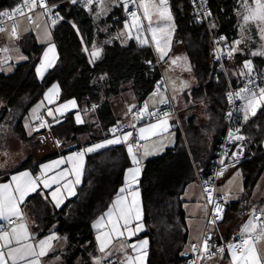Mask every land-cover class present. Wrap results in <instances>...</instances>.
<instances>
[{"label": "trees", "instance_id": "trees-1", "mask_svg": "<svg viewBox=\"0 0 264 264\" xmlns=\"http://www.w3.org/2000/svg\"><path fill=\"white\" fill-rule=\"evenodd\" d=\"M15 1L0 0V11L11 8ZM236 1L207 0L219 31L229 40L235 35ZM168 6L175 24L173 42L183 45L197 79V86L190 95L195 100H209L210 107L213 106L212 114L217 113L216 116L223 119L225 126L226 100L223 92L227 85L224 75L217 70L212 59L208 34L197 21L190 0H168ZM56 8L60 16L55 19V24L52 23L50 30L58 51L54 66L42 79H37L35 65L42 45L32 43L30 46L27 42L24 44L25 40L21 38L18 43L27 54L26 60L15 64L9 73L0 72V130L6 125L14 134H23V117L41 98L45 88L57 81L61 86L60 99L74 97L81 111L89 110L97 103L92 111L96 118L93 122L75 125L72 113L65 117L69 122L65 138L78 142V132L88 131L86 140H95L117 124L110 96L129 89L139 100H143L161 79V72L154 65L156 57L150 44H140L134 39L125 44L114 39L104 42L100 58L90 62L87 52L95 41L99 26L89 12L76 9L70 1L60 2ZM116 9L117 13H110L100 22L111 23L114 29L120 30L126 12L123 6ZM249 58H252L253 73L263 69L264 57L237 52L227 64L228 75L233 82H236L233 70ZM263 114L264 108L246 125H242L244 132L258 141V147L264 132V123H261ZM183 124L187 143L177 132L172 147L146 158L142 164L138 186L143 205L144 234L149 238L147 264H183L180 255L186 242L187 229L181 193L188 182L196 180L197 173L207 174L218 138L223 132L209 143L202 135L204 127H198L194 117L183 120ZM257 152L251 158L257 157ZM129 164L124 144L109 145L86 155L76 194L62 206L54 207L39 191L29 195L23 208L38 230L37 235L45 234L55 225L57 231L66 234L71 245L72 263L75 264V259L80 255L86 257L84 251L92 243L91 223L110 205ZM256 177L255 174L248 177L246 186H251ZM87 240L88 245L82 246ZM82 264L88 263L84 261Z\"/></svg>", "mask_w": 264, "mask_h": 264}, {"label": "crops", "instance_id": "crops-1", "mask_svg": "<svg viewBox=\"0 0 264 264\" xmlns=\"http://www.w3.org/2000/svg\"><path fill=\"white\" fill-rule=\"evenodd\" d=\"M122 6L123 4L121 0H104L102 6L99 2H94L92 5H90L88 12L97 23V26H99L98 30L96 31L95 41L93 44H91V48L87 52L90 61L92 60L90 53L93 50V47L95 46L96 48L101 49L102 53L103 43L108 40L114 39L122 44H125L129 40L135 39V36L137 35H140L141 39H144L143 35L141 36L140 33H136L135 31L132 32V38H128L124 26L126 22L130 21L123 20V27L119 30V32H117L110 23H101L99 21L103 16L107 17L110 13H117L118 11L116 8ZM46 14L47 13L43 11L36 12L32 17V22H30L28 18L25 17L17 19L15 21V23L17 24V38H11L10 34L12 25L8 24L4 26L6 31L0 32V72L9 73L13 70L15 64L26 60L27 54L22 50L21 46L18 43V40L22 38L25 40L24 44H26L25 42H27V44H29L30 46L32 43L42 45L39 59L35 65V75L39 80L43 78L37 73L36 69L40 66L43 54L47 50L48 46L50 44H55V42L52 41L50 31L52 20L49 18L48 14ZM98 18L101 19L97 21ZM116 34L119 36H116ZM174 46H176V48L173 51H168L167 55L164 57L165 62L167 60V63L169 65L168 68L171 69L170 72L168 74H164L162 67H160L161 78L163 82L161 81V85H157L156 82V86L154 87L152 92L149 93L143 100H139L135 96L133 91L129 89L124 90L117 95L110 96L114 116L117 118V124L125 123L132 126L135 125L133 130H135L138 135V130L141 127H146L149 124L156 123L157 120L151 121L149 123H140V121L137 120L133 115V109L138 107L144 108L145 104H147V107L159 105L161 104L159 101L162 98L168 99L169 97L180 109L182 123L181 131L174 127L172 123L173 118L168 117L170 125L169 131L161 136H155L149 138L148 140H142V145L144 147L136 149L138 157L141 158V172L143 161L146 158L157 155L163 152L166 148L172 147L175 144L178 135L177 132L181 133V136L187 143L184 134L185 128L183 120L189 117H194L196 125L198 127H204L202 135L204 136L203 138L205 139V141H208L209 143L212 142L213 138L219 135L224 128L223 119H220L218 116H216L217 113L212 114L211 111L213 110V106L210 107L211 102L209 100H195L190 95L191 90L195 86H197V79L193 73L192 66L189 62L183 45L180 42H176ZM5 48L8 50L4 51ZM152 50L155 54L153 48ZM56 56L58 57L57 47ZM22 57L26 58L22 59ZM177 57H179L180 59L177 60ZM173 60H176L175 64L173 63ZM181 64H183L185 67H180ZM253 71L251 72V74H253ZM241 73L245 74L241 75ZM251 74H247V70L244 69L243 63L241 66H237V68L233 70V76L236 81ZM53 86L59 87V96L54 100V102L50 103L45 99V96L49 92V90L53 88ZM60 94L61 86L57 81H53L45 88L41 98L29 108L27 114L22 119L21 125L23 134H14L6 125L2 128V130H0V184L11 183L12 176L19 175L23 172H29L33 177L36 173H38V176H40L43 165L52 164L55 161L66 159L73 153L80 152L87 147H91L95 144L103 143L108 139L114 138V135L106 137L101 133L102 135L98 139L87 141L86 139L89 135L88 131L78 132V142H76V140L71 142V140L65 138V133L67 132L66 130L69 128V122L65 120V117L69 113H72V120L75 125L93 122L96 120V118L92 114V111L96 106L93 107V104L91 108H89V110L85 109L84 111H81L74 97L60 99ZM72 100H75L76 107H70L63 113V115L55 113V109L57 107ZM245 105L246 100L241 99V112L239 121L243 126L246 125L248 121L253 117L251 113H249V119L247 121L244 120ZM49 109L53 110V112L55 113V119H53L52 116L48 115ZM260 110L261 109H259L257 113ZM77 115L81 117L83 123H77ZM37 116L41 117V119H36ZM41 120L46 121L50 125V127H40ZM261 123H264V114L262 116ZM35 129L39 130L37 131ZM126 133L129 132L121 133L116 136H122ZM14 139L18 145L16 147H13L14 144H11L14 142ZM130 142L131 138L129 139L128 143ZM121 144L125 145L127 151L128 144ZM258 148L259 150L257 152V157L251 158L243 165H240L239 167L229 171L218 182L217 193L224 196L227 205L225 220L219 227L222 235L225 237L231 236L234 231L241 232L243 225L252 218L254 210L259 212L260 210H264V132L260 137ZM11 149L12 151H10ZM145 149L152 154L145 157L143 155ZM128 157L130 160V164L124 170L122 183L119 185L118 190L113 196L110 205L91 223L90 229L92 232V243L90 244L91 246L88 247L89 249L84 251V253L87 255L86 257L82 255L78 256L74 261L75 264H82L84 261L88 264H95L96 259H100L101 264H124L126 255H136V253L133 252L131 248H126L125 250L121 251L120 241L114 242L107 249V252H110L111 255L101 253L99 251V243L96 237L99 232L102 231V229H97L94 227L99 218L108 211L109 207H111L117 195L120 194L119 189L125 186L128 169L135 167L129 154ZM10 159L11 161H9ZM69 167L70 165L67 163L61 164L58 168H54L52 171L48 172L47 175L54 176ZM260 168L261 170H259ZM252 174H255L257 177L253 181L251 186L247 187V179L248 177H251ZM68 179H74V177L70 176L68 177ZM63 183L64 182L61 181L60 185L53 184L50 188H44L41 184L36 191L42 193V195L47 197L51 205L56 207L55 202L52 200L51 193L55 191L57 187H61ZM78 185L75 186V192ZM137 187L139 188L138 185ZM32 193L34 192H31L29 195H31ZM29 195L25 197V200ZM64 196L65 199L60 206H62L68 199L73 197L69 196L67 192H64ZM181 199L185 214V225L187 229V237L184 244L185 249L188 247L190 241L198 240L200 238L204 229L205 205L197 180H192L185 185L181 193ZM140 200L142 205L141 192ZM23 203L20 204V209L23 214V220L21 221L15 217L13 218H15L16 224L25 223L27 225L28 231L31 236V239L28 241V243L36 246L39 244V241L45 240L49 236L55 235L59 237L58 239L51 242L52 248L48 251L47 255L40 258L41 264H73L70 259L72 248L67 240L66 234H61L56 230V226L53 225L45 234L40 236L37 235L38 230L35 229L32 221L25 212ZM261 219L264 220V217H262ZM142 223L144 224V220H142ZM0 225H3L6 228L10 227L9 225H6L5 220H0ZM144 230L131 239L126 240V244L135 243L143 239H147L149 241L148 236L144 234ZM88 243L89 240L81 245H88ZM257 247L261 252V255H264V239H262L257 244ZM37 250L39 249L37 248ZM148 250L149 245L147 248V252ZM203 264H231V254L227 248L223 253H220L216 257L205 260Z\"/></svg>", "mask_w": 264, "mask_h": 264}, {"label": "snow or ice", "instance_id": "snow-or-ice-1", "mask_svg": "<svg viewBox=\"0 0 264 264\" xmlns=\"http://www.w3.org/2000/svg\"><path fill=\"white\" fill-rule=\"evenodd\" d=\"M70 2L76 4L78 0H70ZM84 2L86 6L92 5L94 2H99L102 6L104 0H84ZM132 2L135 3V0H132ZM242 5L244 7V24H255L260 33L261 40H264V0H242ZM123 6L126 10L128 9V0H123ZM37 7L50 11L46 0H23L22 7L15 8L11 13H0V16L7 17L14 21L11 28V38H17L16 19L18 17L27 16L28 20L32 22L33 18L29 13L34 12ZM138 7L143 10V17L141 18V16L135 11L129 12L130 22H126L124 26L126 34L128 38H132L133 31L141 33L145 27L143 21H147V30L151 32L152 40L156 44L157 52L160 54V58L163 59L167 55L168 50H170L171 36L175 29L172 13L168 6V0H140ZM24 9H27V12H25ZM205 15L210 16L211 12H206ZM154 18L157 24H159L160 21L166 23L163 27H153ZM56 22L55 19L52 21L53 24ZM73 27H75V25H73ZM213 27H215V25H213ZM5 31L6 29L0 26V32ZM135 38L140 44L148 43V40L141 39L140 35H137ZM220 39L223 40L224 37H221ZM162 42L164 45L163 47H161ZM241 42V40H236L234 42L235 47L229 48L227 51L229 59H231L237 52L242 51L239 47ZM7 50L8 49L6 48L4 49V51ZM85 51H87V49H85ZM100 55L101 49L94 46L90 53L92 58L90 62L99 59ZM251 55L264 56V46H262L261 50L252 52ZM24 58L26 57H22V59ZM56 59V46L55 44H50L43 54L40 66L36 69L37 73L43 77L44 73L54 66ZM176 59L178 60L180 58L177 57ZM173 63L175 64L176 60H173ZM243 67L247 70V74H251L253 71L252 61H245ZM244 74L245 73H241V75ZM235 95L238 98L246 100L244 108L245 121L249 119V113H251L252 116H255L259 109L264 108V87H260L258 90L244 87L239 92L235 93ZM58 96L59 87L53 86V88H51L46 94L45 99L52 103L58 98ZM231 99L232 94L229 93V100L231 101ZM159 102L168 103V100L162 98ZM70 107H76L75 100L60 105L55 109V113L63 115V113ZM55 113L51 109L48 110V115L52 116L53 119L56 118ZM143 113L156 116L157 121L146 127H141L138 130L140 140H148L151 137L161 136L169 131L170 125L168 117L170 113L165 112L163 113V116H158L155 112L148 113L147 104L144 106ZM229 115H231V113H229ZM139 118L140 116H137V119ZM36 119H41V117L37 116ZM76 120L77 123H83L79 115L76 116ZM40 127H50V125L46 121L41 120ZM133 127L135 126L133 125ZM35 130L38 131L39 129ZM118 130V128L110 130L114 135L113 139H108L103 143L87 147L80 152L73 153L66 159L55 161L52 164L43 165L40 176L33 177L31 173L23 172L19 175L12 176L11 183L0 184V220L7 221L10 226L6 228L3 225H0V264H41L40 258L46 256L48 251L52 248L51 242L59 238L55 235L49 236L47 239L39 241V244L36 246L28 243L31 236L27 225L25 223L16 224L12 219L15 217L21 221L23 220L20 204L24 202L25 197L31 192H35L41 184L44 188H50L53 184L60 185L61 181H63L64 183L62 186L57 187L56 190L51 193L55 206L57 208L60 207L65 199L64 192H67L69 196H74L76 194L75 186L81 183L85 155L106 148L109 145L121 143L128 144L127 151L135 167L128 169L125 186L119 189L120 194L117 195L111 207H109L108 211L101 216L94 225L95 228L102 229L96 239L99 243V251L101 253L111 255L110 252H107V249L114 242L120 241L121 251L126 248H131L132 251L136 253L135 256L126 255L124 264H146L149 241L143 239L135 243L126 244V240L131 239L144 230L140 191L137 187L141 173V158L138 157L136 151V149L143 148L144 146L138 143L136 145L128 143L129 139L132 137L131 132L122 136H116L115 133ZM234 138L236 140L244 139V137L239 135H236ZM151 154L152 153L146 149L143 153L145 157ZM65 163L69 164L70 167L54 176L47 175L48 172ZM221 163H223V161H221ZM220 174L222 175L223 173L221 172ZM70 176H73L74 179H68ZM205 192L208 193V203L212 204L213 198L211 192L207 188L205 189ZM222 211L223 209L221 205L215 204V213L217 214L216 219H222ZM262 217H264V210H260L259 214L254 210L252 218L243 225L239 243L228 245V251L231 254V264H264V255H261V252L257 247V244L264 239V220L261 219ZM212 223H215V219ZM202 247L204 253L209 257L213 255V253L210 252L208 239L203 241ZM37 248L39 250H37ZM195 250L196 246L194 245L193 251ZM218 251L223 253L224 249L220 248ZM95 264H101L100 259H96Z\"/></svg>", "mask_w": 264, "mask_h": 264}, {"label": "built area", "instance_id": "built-area-1", "mask_svg": "<svg viewBox=\"0 0 264 264\" xmlns=\"http://www.w3.org/2000/svg\"><path fill=\"white\" fill-rule=\"evenodd\" d=\"M63 1L70 0H60L55 2H47L49 5L50 11H46L43 8L37 7L34 12L29 13L33 16L38 11H43L48 14L51 20H54L60 16V12L56 6ZM123 4V0H121ZM194 12L196 15L197 21L202 24L208 34L210 42V53L212 59L216 64V68L221 72L226 80V89L223 92V95L226 100V109L224 112V121L225 126L223 132L220 134L216 149L213 158L210 161L208 172L206 175H200L197 173L196 180L201 190L202 198L205 205V215H204V229L198 240L190 241L188 247L183 249L181 252V258L183 264H203L207 259L216 257L221 252L218 249L223 248L224 250L228 248L229 244L239 243L240 241V231H234L231 236L225 237L220 231V225L225 220L226 215V200L223 195L217 193V185L220 179L225 176L229 171L243 165L248 159L256 155L258 148V141L248 134H246L242 128V125L239 121V116L241 112V98H238L235 93L239 92L242 88L248 87L254 90L263 87L264 85V67L259 72L253 73L247 77H243L236 82H233L227 71V64L229 58L227 56V51L232 47L231 41L227 36L219 31L218 24L213 20L212 14L206 16V12H211L207 4V0H190ZM140 0H135V3L132 0H128V9L125 10V21H130L129 12L135 11L138 15L141 16V8L138 7ZM23 0H16L15 3L9 9L1 10L0 13L7 12L11 13L15 8L22 7ZM75 5V8L78 10L89 11L90 5L86 6L84 0H78ZM124 7V6H123ZM27 12V9H24ZM27 18V16H24ZM21 17H18L19 19ZM142 18V16H141ZM16 19V20H17ZM14 21L8 19L7 17L0 16V26L4 27L8 24L13 25ZM215 25V27H213ZM224 37L223 40L220 38ZM134 40H137L136 38ZM219 50V51H218ZM156 57V56H155ZM219 57V58H218ZM155 66L160 70L161 63L159 59L155 58ZM162 78L157 81V85H161ZM251 81V83H250ZM163 82V81H162ZM164 86V83H163ZM229 93L232 94L231 101L229 100ZM168 103H161L159 105L147 107V112H155L158 116H163V113H170L169 117L173 118V125L175 128L182 130L181 123V112L180 109L175 105L174 101L169 97ZM94 106H97V103H94ZM144 108L138 107L133 109L132 113L137 119V116H140V123H149L151 121L157 120L156 116H151L143 113ZM231 113V115H229ZM135 126V125H134ZM113 128H118L119 130L115 135L131 132V144L136 145L137 143L142 145V140L139 139L138 133L133 130L132 125L125 123H119L111 126L108 131L103 133V136L109 137L113 136V133L110 131ZM231 134V136H230ZM236 135L244 137L242 140H236L234 137ZM223 161V163H221ZM223 173L222 175L220 173ZM38 173L34 174V177H37ZM208 189L213 198V203H208V193L205 192V189ZM215 204H220L223 211L221 213L222 219H216L215 213ZM259 214V211H256ZM15 221V218H12ZM215 219V223L212 221ZM6 225L8 222L6 221ZM208 239L210 246V252L213 253L210 257L203 251V241ZM196 246V250L193 251V246Z\"/></svg>", "mask_w": 264, "mask_h": 264}, {"label": "rangeland", "instance_id": "rangeland-1", "mask_svg": "<svg viewBox=\"0 0 264 264\" xmlns=\"http://www.w3.org/2000/svg\"><path fill=\"white\" fill-rule=\"evenodd\" d=\"M234 13H235V19H236L235 20V24H234V26H235V35H234L233 38L230 39L231 45H232V47H235L234 42L236 40H241L242 42L239 45V47L242 49V51H240V52H242V53L243 52L244 53L247 52V53H249V55L251 57H254V56L251 55V53L261 50L262 46H264V40H261L260 33L257 30L255 24H248V25L244 24V21H243L244 7L242 5V0H237L236 1V7L234 8ZM141 16L143 17V10L142 9H141ZM104 17L105 16H103L102 18H104ZM99 19H101V18H98L97 21ZM143 23H144L145 27H144V30L140 34H141V36L143 35L144 39L148 40V44H150L152 46V48L154 49L155 54H156L157 58L159 59V61L161 63V67L163 69L164 74H168L171 69L168 68L169 65L167 63V60L165 62L164 58L163 59L160 58V54L157 52V49H156V44L152 40V34H151L150 31L147 30V21H143ZM165 23L166 22H164V21H160L159 24H157L155 22V18H154L153 27H158V26L159 27H163ZM116 31L119 32V30H117V29H116ZM116 36H119V35L116 34ZM158 36H159V33H158ZM173 38H174V31L172 32L170 46H169L170 50H168V51H173L176 48V46H174L175 43L173 42ZM163 46L164 45H163V42H162L161 43V47H163ZM262 57H264V56H262ZM247 60H251L252 61V58L251 59L249 58ZM247 60H245V61H247ZM244 62H243V65H244ZM180 67H185V66L183 64H181ZM227 71H228V68H227ZM8 139H13V138H8ZM16 139H18V138H16ZM9 141H11V140H9ZM11 144H14V146L12 145L13 147L18 146L17 142L15 141V139H14V142L11 143ZM10 151H12V149ZM9 161H11V159Z\"/></svg>", "mask_w": 264, "mask_h": 264}]
</instances>
